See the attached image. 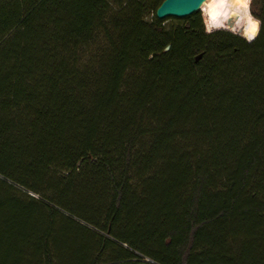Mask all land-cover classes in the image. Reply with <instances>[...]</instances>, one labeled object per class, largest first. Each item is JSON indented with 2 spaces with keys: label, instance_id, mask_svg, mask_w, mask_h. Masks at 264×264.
I'll list each match as a JSON object with an SVG mask.
<instances>
[{
  "label": "trees",
  "instance_id": "16d2710c",
  "mask_svg": "<svg viewBox=\"0 0 264 264\" xmlns=\"http://www.w3.org/2000/svg\"><path fill=\"white\" fill-rule=\"evenodd\" d=\"M163 1L0 0V264H264V0Z\"/></svg>",
  "mask_w": 264,
  "mask_h": 264
},
{
  "label": "clouds",
  "instance_id": "9594fccd",
  "mask_svg": "<svg viewBox=\"0 0 264 264\" xmlns=\"http://www.w3.org/2000/svg\"><path fill=\"white\" fill-rule=\"evenodd\" d=\"M206 7L202 8L204 19V30L206 33L211 34L214 29H225L232 32L234 35L238 34L242 36L247 42H253L259 31L261 21L253 19L247 12V6L251 3V0H238L240 7L245 9V16L247 17V26L244 27L242 32H239V28L242 26L245 16H238L233 25H228L226 22L234 15H238L236 12H230L226 10L228 0H204ZM223 9V10H222ZM149 259V258H145Z\"/></svg>",
  "mask_w": 264,
  "mask_h": 264
},
{
  "label": "water",
  "instance_id": "95a60500",
  "mask_svg": "<svg viewBox=\"0 0 264 264\" xmlns=\"http://www.w3.org/2000/svg\"><path fill=\"white\" fill-rule=\"evenodd\" d=\"M203 4L204 0H164L155 15L158 20L185 19L200 12Z\"/></svg>",
  "mask_w": 264,
  "mask_h": 264
},
{
  "label": "rangeland",
  "instance_id": "374dc122",
  "mask_svg": "<svg viewBox=\"0 0 264 264\" xmlns=\"http://www.w3.org/2000/svg\"><path fill=\"white\" fill-rule=\"evenodd\" d=\"M209 2H211V0H209ZM207 5L205 4L203 7H206ZM250 4L247 6V12L249 15H251V12H250ZM202 7V8H203ZM226 7V10L227 11H230V12H236L238 13V15H234L232 16L226 23L228 25H233L235 20L238 18V16H245V9L240 7L239 3H238V0H228V4L225 6ZM223 10V9H222ZM200 15H201V18L203 20V26H204V19H206V17L203 16V13H202V9L200 11ZM252 16V15H251ZM253 18V17H252ZM254 19V18H253ZM181 20H184V19H174V18H168V20L165 22L166 25H175V24H178L181 22ZM246 20H247V17L245 16V19L244 21H242V26L239 28V32H242L244 30V27L247 26V23H246ZM205 27V26H204ZM218 30H223V31H227L225 29H214L213 31H218ZM212 31V32H213ZM230 32V31H228ZM232 33V32H231ZM238 35V34H236ZM240 36V35H238ZM242 37V36H240ZM243 38V37H242ZM244 39V38H243ZM245 40V39H244ZM32 196V195H31Z\"/></svg>",
  "mask_w": 264,
  "mask_h": 264
},
{
  "label": "bare ground",
  "instance_id": "6f19581e",
  "mask_svg": "<svg viewBox=\"0 0 264 264\" xmlns=\"http://www.w3.org/2000/svg\"><path fill=\"white\" fill-rule=\"evenodd\" d=\"M205 5V2H204V4L201 6V9H202V7Z\"/></svg>",
  "mask_w": 264,
  "mask_h": 264
}]
</instances>
